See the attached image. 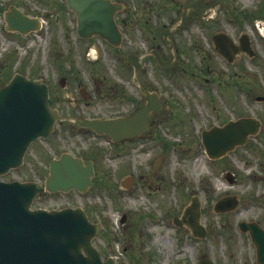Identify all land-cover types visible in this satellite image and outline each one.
<instances>
[{
	"label": "flooded vegetation",
	"instance_id": "obj_1",
	"mask_svg": "<svg viewBox=\"0 0 264 264\" xmlns=\"http://www.w3.org/2000/svg\"><path fill=\"white\" fill-rule=\"evenodd\" d=\"M111 1L116 3L119 9L114 13L117 29L108 32L107 34L110 36L108 38L102 37L99 33H95L91 37L80 36L78 32V16L75 12L72 13L75 38L79 43L76 44L77 58L70 59L67 62L63 60L64 56L61 55V57L60 53L56 56L57 59L55 60L58 63L57 69L60 76L59 88L54 86L53 83L51 84L46 77H40L49 85L50 96L64 118L56 122L54 131L48 137L38 138L32 142L24 157V162L29 166L30 176L28 179L44 183L46 173L50 172L51 161L60 158L61 154L67 151L63 149L64 145H62L66 136L65 129H68L70 132L68 136L71 138L75 137V134L92 135L95 140L87 142V150L80 143H76L74 139L73 145L76 150L70 149L68 152L75 157L81 158L85 166L88 165L87 159L91 160L94 168V186L85 193L78 189H72L67 192L61 190L57 192L45 191L37 195L33 201V207L62 208L82 204L68 201L64 204L46 206L43 205L42 200L46 196L58 194L85 196L95 189L96 180L104 179L109 175L108 167L104 169L106 166L102 164L104 153L102 147L98 145L100 140H105L107 145L114 150V157L131 156L134 158L138 152L144 153L145 144L150 143H161L165 151L174 146L176 142L166 135L157 133V129L161 125L165 126L166 123L170 124V119L173 116L175 117L176 101L171 83H175V78L180 76L182 72L191 73L188 72L187 68L192 66H190L189 62H186L185 54L188 48L202 51V37L206 35L209 37L208 40L211 42L212 50L219 58L222 68L226 67V70L220 69L228 75L227 77L220 76V73L214 67H211V72L214 76H220L218 87L227 90V94L225 96L223 94V97L228 101L233 112L227 118L223 116L222 122L206 124L199 131L195 132V129L193 131L188 129L189 137L185 140L186 146L193 151L192 142L193 140L198 141L203 155L211 167V173L203 176L204 182L200 188L202 195L194 193L191 195L189 202L194 196H199L202 216L205 210V202H212V209L214 210L216 201L226 196L233 195L239 200V205L235 210L243 208L247 200L248 202L251 201L253 195L245 192L246 189L241 192L239 188L236 191L229 189L240 184L243 185V174L239 169L236 156L241 149L254 145V140H260L261 136H263V123L258 134L255 136L250 135L244 145H238L224 156L214 158L208 155L206 151L207 144L210 142L212 144L219 143L214 138H211V135L204 137V132L209 131L214 126H223L228 121L238 119L241 116L239 111L235 112L234 110L239 91L242 90L241 82L237 79L240 71L239 73L237 71L230 72L229 66L236 64L242 68L245 59L253 60L259 56L256 47L257 35L264 36V27L261 28L257 19H264V0L262 3L260 2L259 8H256L254 1L251 2L249 0L244 2L242 0H200L198 6L189 8L187 11L185 10L186 5L194 0ZM209 18H214V22L218 25L210 35H208V30L211 31L210 23L207 22ZM197 19L204 25V34L201 32V36L191 30V26ZM187 32V35L191 37L189 38L192 40L191 44H188L185 38ZM216 43L219 44L221 50L217 48ZM201 55L203 58L202 62L209 69L211 64L204 60V54ZM130 56H132L133 60L130 59ZM21 58L20 55L16 56V51L0 52V84L8 82L16 73L27 74L23 69L27 66L28 59L27 57ZM112 61L116 64L117 72L109 75L105 73V67L113 63ZM133 61L139 67L137 70ZM16 63L20 64V66L15 67ZM64 63H69L67 68H65ZM193 68L197 71L195 67ZM72 81H74V84H72ZM205 81L210 82V77L205 78ZM234 86L237 87L236 90L233 88ZM65 91H67L66 96L63 95ZM249 94L247 93V95ZM205 95H208L207 99L211 97L210 100L214 101L215 96H213L209 87H206ZM95 98L103 99L105 102L104 105H101V113H91L87 109V105L92 103ZM150 100H153L156 106L159 105V109L149 114L147 129L134 136L114 139L110 134L97 133L88 127L80 126L78 122L72 119L73 117H77L80 120L87 118L113 119L131 116L148 105ZM187 120L192 123L188 118H186ZM233 155L234 158H232ZM164 158L165 153L159 154L148 171L145 170L143 164L133 163L132 168H130L129 163H124L123 166L125 164L127 166L126 168L124 167L123 176L138 179L144 185L152 177L158 175ZM244 158L248 164L247 166H250L252 160L248 155H244ZM232 159H235L234 163ZM125 169L127 170L125 171ZM213 179L222 180L228 186L226 189L217 191L219 196L215 200H213V194H209L212 185H208V181L212 183ZM156 188H161V185H157ZM255 197L257 199L252 200L250 206L256 202L251 207L264 209V193ZM82 206L86 209L92 221L101 223L97 238L101 231L106 228L105 222L102 218L96 216L94 213L95 209H90L87 204H82ZM218 213L225 215L229 212ZM121 223L123 225L122 231L125 229L127 233L126 228H128V225L126 226V219ZM203 224L206 236L201 239H207L215 232H224L225 229H229L230 238H234V235L241 238L246 248L254 251L257 264H260L258 261L260 244L254 241V230L251 226H254L256 232L261 237L262 235L264 237V218L226 220L218 221L217 223L208 221L203 222ZM242 224L247 227L245 230L242 229ZM173 227L180 230L187 229L191 237L199 239L193 236L192 230L187 226L179 227L174 224ZM214 228L223 230H215ZM180 230H176L177 233L181 234ZM181 237L179 236V238ZM97 248L103 258L117 255L118 257L115 258L117 263L126 261L128 264H139L140 262L138 258L134 257L135 249H130L127 245L123 246L122 253H118L112 246L109 248L97 246ZM205 255L207 253L202 256Z\"/></svg>",
	"mask_w": 264,
	"mask_h": 264
},
{
	"label": "rangeland",
	"instance_id": "obj_2",
	"mask_svg": "<svg viewBox=\"0 0 264 264\" xmlns=\"http://www.w3.org/2000/svg\"><path fill=\"white\" fill-rule=\"evenodd\" d=\"M249 1H254L256 8H259L263 0ZM11 4L31 16L44 18L43 28L27 36L7 30L5 28V12L9 10ZM46 13H49L47 17H45ZM72 13V10L67 7L66 0H0V52L16 51V56L20 55L21 59L27 57L28 64L23 69L25 73L46 77L51 84L53 83L59 88L60 76L57 69L58 63L55 60L56 56L60 53V56H64L63 60L68 62L70 59H76L78 54L76 44L79 43L75 38ZM257 21L261 28L264 27V19H257ZM207 22L210 23L211 31L208 30V35H210L218 25L214 22V18H209ZM203 26L197 19L191 26V30L201 36ZM187 34L188 32L185 38L188 44H191L192 40L189 39L191 37ZM208 38L206 35L202 37V51L188 48L185 54L186 62L192 66L187 70L195 75L184 71L175 78V83H171L176 101V115L173 116L175 119L172 117L170 124L161 125L157 129V133L173 139L176 142L174 146L165 151L161 143H150L145 144L144 153L138 152L134 158L131 156L114 157V150L107 145L105 140H96L102 147L104 153L102 164L106 166L104 169L108 167L109 175L104 179H98L95 189L85 196L58 194L46 196L42 200L43 205L46 206L72 201L73 203L87 204L90 209H95L96 216L102 218L106 225V228L94 240L96 246H101V248L112 246L118 253H122L123 246L127 245L130 249H135L134 257L140 260L139 264H197L204 253H207L215 261V264H257L254 251L247 249L243 240L237 235L230 238L229 229H225L224 232H215L207 239H195L191 237L187 229L180 230L173 227V217L181 215L186 203H189L191 195L201 194L203 176L211 173V167L207 163L198 141L193 140V151L186 146L185 140L189 137L188 131L195 129L196 132L206 124L222 122L223 116L227 118L233 112L228 101L223 97V94L224 96L227 94V90L218 87L220 76L227 77L228 75L221 71L222 65L213 52ZM256 47L259 53L257 59H245L242 68L236 64L229 66L230 72L237 71L239 73L240 71L237 79L242 86L237 97L235 112L239 111L241 116L253 115L263 121V136L260 140L257 139L259 142L254 140V145L241 149L236 156L239 169L243 174V185L229 188L232 191L239 188L240 192L246 189L245 192L253 195L251 201L257 199L255 196L264 193V100H257V96L264 95L263 35L262 37L257 35ZM201 54H204V60L211 64L209 69L202 62ZM68 64L64 63L65 68L68 67ZM115 65L114 62L106 65L105 73L116 74L117 67ZM16 66L18 67L20 64L16 63ZM193 67L197 69L198 73ZM211 67H214L220 76H214ZM222 69L226 70V67L224 66ZM209 77L210 82H206L205 78ZM206 87L211 89L215 96L214 101L210 100L211 97L207 99ZM233 88L236 90L237 87ZM247 93L250 94L247 95ZM63 95L66 96L67 91ZM104 104L103 99L95 98L92 103L87 105V109L91 113H101V105ZM186 118L192 123L186 121ZM69 133L68 129H65L66 136L62 145L66 150H76L73 145L74 139L85 150L88 149L86 148L87 142L95 140L89 134L84 136L75 134V137L71 138L68 136ZM161 153H165V158L157 176L152 177L144 185H142V181L135 179L130 189L122 187L121 181L125 177L123 176L124 167L127 166L126 164L123 166L124 163H129L130 168L133 163L143 164L145 170L148 171L151 169L153 161ZM244 155H248L252 160L250 166H247ZM234 161L235 159H232L233 163ZM29 176V166L25 163L2 175L1 178L4 180H27ZM208 183V185H212L209 194H213V200L218 198V190L228 187L219 179H213L212 183L210 181ZM157 185H161V188L157 189ZM250 202L247 200L243 208L230 211L225 215L214 211L212 202H205L202 221L217 223L226 220L264 218V209L251 207L256 202L251 206ZM123 214H126L127 233L125 229L122 231ZM214 229L223 230L221 228ZM176 230H180L181 234ZM179 236H182V239Z\"/></svg>",
	"mask_w": 264,
	"mask_h": 264
},
{
	"label": "water",
	"instance_id": "obj_3",
	"mask_svg": "<svg viewBox=\"0 0 264 264\" xmlns=\"http://www.w3.org/2000/svg\"><path fill=\"white\" fill-rule=\"evenodd\" d=\"M195 0L189 6H196ZM80 21V34L89 36L99 32L105 37L116 30L113 14L115 6L109 0H67ZM6 14L9 30L26 34L41 25L37 17H30L11 5ZM218 47L219 44H218ZM138 68V65H136ZM153 100L129 117L115 119H77L80 125L98 132L110 133L115 139L133 136L147 129V117L158 110ZM61 116L49 97L47 84L16 74L8 83L0 86V176L23 163L24 154L30 143L40 136H47ZM260 121L243 117L230 121L223 127L215 126L204 132L219 144H207L212 156H220L237 144L246 142L250 133H256ZM93 167L84 166L80 159L65 153L62 159L51 163V174L46 186L33 181L0 179V264H116L112 258L103 261L92 243L99 228L92 223L81 207L62 209H31L35 196L45 189L55 191L92 186ZM130 186L131 181L125 180ZM234 198H224L216 203L215 209L225 211L237 206ZM200 202L195 197L187 206L182 217L174 220L192 227L194 234L204 236L200 223ZM242 224V229H246ZM254 230V241L259 245L258 259L264 263V237ZM120 264H127L126 262ZM199 264H213L204 259Z\"/></svg>",
	"mask_w": 264,
	"mask_h": 264
}]
</instances>
